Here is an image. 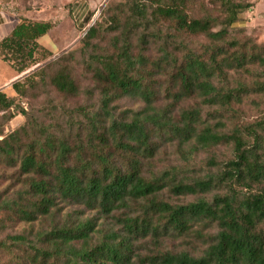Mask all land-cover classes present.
I'll list each match as a JSON object with an SVG mask.
<instances>
[{"label":"trees","instance_id":"16d2710c","mask_svg":"<svg viewBox=\"0 0 264 264\" xmlns=\"http://www.w3.org/2000/svg\"><path fill=\"white\" fill-rule=\"evenodd\" d=\"M190 1L153 0L155 6H131L133 14L123 24V44L115 40L113 53L101 52L93 43L101 36L100 27L89 28L83 47H93L90 65L104 88L98 110L84 111L89 125L85 145L72 146L64 136L37 128L36 120L0 140V161L10 167L19 165L26 176L24 188L3 202L12 215L35 222L39 217H53L59 212V203H66L97 211L101 217L121 213L116 217L122 230L101 232L97 217L76 222L67 218L34 240L22 235L9 237L7 249L25 250L31 264H264V120L255 125L227 122L239 116L234 104L263 93L264 83L248 86L239 82L231 87L225 74V69L264 68V44L229 38L230 29L252 8L251 3L215 0L223 14L221 21L211 15L190 16ZM9 15L18 24L0 41V58L21 74L37 64V54L43 49L40 40L54 24L38 21L26 10ZM220 21L222 28L214 32ZM161 22L172 23L177 33L207 36L212 41L206 53L209 56L186 48L179 60L165 47L154 61L143 54L134 55L129 33L138 25ZM118 23L112 20V24ZM63 60L17 81L13 89L24 97L30 88L49 78L58 92L77 96L80 87ZM52 68L53 74L48 75ZM170 71L171 83L178 90L172 93V102L160 108L155 77ZM126 96L143 99L146 107L123 119L114 115L112 104ZM195 97L201 104L182 107ZM15 108V99L0 91V113ZM162 142L179 144L186 154L185 169L151 172V161ZM185 146L190 148L184 151ZM219 146L233 149V158L222 170L204 178L185 176L186 171L197 169L194 160L199 151ZM220 189L226 193L206 197ZM166 192L198 197L188 204H174L163 199ZM197 226L202 227L196 230L201 238L209 239L201 256L160 249L148 256L136 254V243L190 236ZM211 228L217 234L203 236V230ZM95 234H100L97 244L92 243Z\"/></svg>","mask_w":264,"mask_h":264},{"label":"rangeland","instance_id":"374dc122","mask_svg":"<svg viewBox=\"0 0 264 264\" xmlns=\"http://www.w3.org/2000/svg\"><path fill=\"white\" fill-rule=\"evenodd\" d=\"M251 3L252 8L240 16V21L230 29V39L245 41L257 45L264 44V0H236ZM146 4L155 6L153 0H0V11L15 14L17 11H28L32 18L38 21H50L54 24L52 31L40 40L43 47L37 54V64L29 66L24 72L15 75L17 81L23 80L34 72L46 67L63 58V64H69L76 79L80 93L77 96H68L58 92L47 78L36 88H30L28 94L19 97L11 86L4 89L9 98H14L18 108L0 113V140L18 131L27 125L29 120L37 121V128L45 127L57 136H64L69 143L74 145H85L88 140L89 125L84 118V111L98 110L102 98L104 84L99 82L94 70L91 67V56L93 47L87 50L83 40L90 27L96 25L102 31L100 38L93 43L99 45L100 51L107 50L113 53L112 43L115 40L123 44L125 34L123 24L129 19L131 6ZM188 13L195 18L214 16L223 20L220 5L215 0H191ZM87 18H90L87 20ZM115 19L119 23L112 24ZM221 21L213 31L217 32L222 28ZM128 31V30H127ZM129 41L133 46V54H143L149 57L150 61L157 60L162 56V48H167L171 53L182 59L184 50L191 49L198 55L208 57L206 53L212 46V41L205 35H192L189 33H177L170 22L147 23L138 25L129 33ZM0 76L6 77L12 74V69L2 61ZM55 68H52L48 75H52ZM17 72L15 69H13ZM249 71L225 69L228 83L236 87L239 82L248 86H256L264 83V68L248 67ZM171 71L164 76L155 77V93L157 104L164 108L172 102V93L178 89L171 83ZM13 83V84H14ZM218 84V82H217ZM200 98H193L182 104V107L189 108L201 104ZM146 107L143 99L136 97H123L112 104V112L119 118H129L130 112L142 111ZM203 107V106H202ZM239 111L236 119L227 121L238 122L246 125H255L264 120V92L255 93L244 99L240 105L234 104ZM208 112L207 107H203ZM22 110V111H21ZM178 115V110L174 112ZM226 116H230L227 114ZM231 118V117H229ZM214 123L216 121H213ZM100 130V129H99ZM98 144L99 142L96 141ZM192 144V143H191ZM190 147H183L187 151ZM179 144L162 142L153 159L150 167L151 172L160 173L172 167L185 169L186 154L179 150ZM87 152V158L90 157ZM233 158L231 146H219L209 150L198 152L194 163L197 169L185 173L189 177L204 178L208 173H218L224 165ZM26 176L20 173L19 165L10 167L8 163L0 161V264H31L25 250L20 248L7 249L11 236H26L34 240L39 233L51 230L55 225H62L68 218L70 222L82 221L91 218H98V229L101 232L110 230H122L118 222L119 214L115 217H101L97 211H91L84 206L59 203L58 213L53 217H39L35 222L21 221L15 217L3 205V202L12 198L16 192L24 188ZM240 189V188H239ZM242 192V190L240 189ZM216 193L225 194L226 189L214 191L206 197L211 199ZM244 195L241 194L242 197ZM198 196L179 197L166 192L163 199L174 204H188L197 199ZM55 211V210H54ZM123 212V211H122ZM202 227H194L190 236L160 237L159 240L149 238L135 244L138 256H148L156 253L159 249L173 253L187 252L193 256H201L208 248V238H201L196 230ZM217 234L215 228L203 230V236ZM100 234H95L93 244H97ZM136 261H138L136 259ZM140 263V261L138 262Z\"/></svg>","mask_w":264,"mask_h":264},{"label":"crops","instance_id":"0c3cea01","mask_svg":"<svg viewBox=\"0 0 264 264\" xmlns=\"http://www.w3.org/2000/svg\"><path fill=\"white\" fill-rule=\"evenodd\" d=\"M17 24L18 22L16 18L12 17L8 13L0 11V41H2L4 38L9 36L13 32V30L16 28ZM2 61L3 60L0 58V66L3 63ZM8 67L11 68V66H8ZM15 75H19V73L15 72L12 69V74H10L9 76H6V77L0 76V91L1 92H4V89L8 88L9 86H11L12 88V85L16 81V79L17 80L20 79V78L15 79Z\"/></svg>","mask_w":264,"mask_h":264}]
</instances>
